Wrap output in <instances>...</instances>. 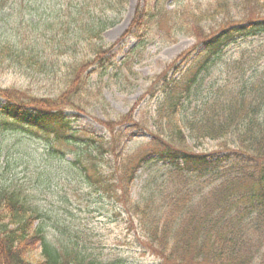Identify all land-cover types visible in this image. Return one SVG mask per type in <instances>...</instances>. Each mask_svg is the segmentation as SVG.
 Returning <instances> with one entry per match:
<instances>
[{
    "label": "trees",
    "instance_id": "16d2710c",
    "mask_svg": "<svg viewBox=\"0 0 264 264\" xmlns=\"http://www.w3.org/2000/svg\"><path fill=\"white\" fill-rule=\"evenodd\" d=\"M126 3L0 0V71L15 67L41 84L39 90L0 84V133L34 141L46 158L65 165L60 172L42 164L38 181L63 175L114 200L165 264H249L254 253L264 264V70L245 76L247 51L223 61L229 77L201 86L211 65L240 39L262 36L264 52V0H142L118 40L134 36L136 42L117 60L118 41L105 45L102 32L119 21ZM6 13L12 37L4 36ZM179 34L197 41L179 58L195 51L194 58L176 76L166 70L152 78L146 96L156 100L148 120L135 121L132 110L101 120L107 135L76 123L94 101L103 104L104 87L131 91L138 78L131 62L148 43H170ZM128 127L150 138L127 150ZM206 138L219 142L218 151L197 154L187 145ZM151 163H160L159 183L142 202L133 201L135 173ZM17 180L0 176V264H115L76 241L50 243L38 202L26 181Z\"/></svg>",
    "mask_w": 264,
    "mask_h": 264
},
{
    "label": "rangeland",
    "instance_id": "374dc122",
    "mask_svg": "<svg viewBox=\"0 0 264 264\" xmlns=\"http://www.w3.org/2000/svg\"><path fill=\"white\" fill-rule=\"evenodd\" d=\"M184 1L186 3L187 0ZM138 2L140 0H128L120 21L103 32L105 43L114 42L127 28ZM10 14L4 15L6 16L4 27L8 30L4 32V36L12 37V33L9 32L13 30L8 18ZM15 14L13 13V15ZM251 14L257 15L255 11ZM128 42L129 40H127ZM260 42L261 38H257L244 44L256 45ZM193 44L194 39L186 35H177V40L171 44H162L159 41H156V44H149L144 50L143 58L139 62L133 63V69L139 73L140 79L135 80L132 92L119 91L114 85L103 89L104 104L110 110L109 117L127 111L139 99L149 81L161 73L178 54ZM118 54L122 53L118 52ZM256 64L257 68L253 77L264 69V54L260 53L257 56ZM211 76L215 78L218 74L213 70ZM207 81L206 78L204 82ZM250 81L256 82L253 79ZM3 83L38 87L35 85V80H30L23 70L15 67L0 71V84ZM152 105L153 101L139 104L144 111H146L145 107L151 108ZM88 110L92 115L100 118L106 115L104 111L101 114V108L97 105H91ZM90 118L85 114L83 122L86 124ZM93 127L101 128L96 124H93ZM131 131L135 134L128 142L129 148H133L147 139L145 132ZM218 143L217 140L205 139L201 147H194V150L209 152L215 150ZM46 162L53 169L60 172L66 171L64 164L46 158L41 153L40 145L35 144L34 141L20 140L14 134L0 136V176L4 178L16 175L17 184L26 181L27 192L38 202L40 209H44V227L50 242L55 243L58 239L63 238H67L69 242L76 241L81 247H85L100 258L110 260L115 264L118 260H122L123 264H156V256L152 252L142 249L143 238L137 222L132 221L128 213L122 210L114 200L106 198L99 192L91 191V187L87 185L82 187L74 179L67 180L63 175L44 182L38 181L42 180L44 175L38 177L37 170ZM152 167L146 166L138 170L130 191V198L133 201L140 202L154 185V178L157 177V174ZM44 172L50 173V170L46 169ZM57 182L60 183V187L54 189L53 184ZM37 250L35 249L32 255H35Z\"/></svg>",
    "mask_w": 264,
    "mask_h": 264
}]
</instances>
